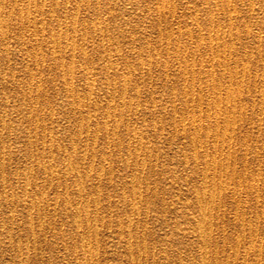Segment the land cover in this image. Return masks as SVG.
Here are the masks:
<instances>
[{"label":"rangeland","instance_id":"obj_1","mask_svg":"<svg viewBox=\"0 0 264 264\" xmlns=\"http://www.w3.org/2000/svg\"><path fill=\"white\" fill-rule=\"evenodd\" d=\"M6 1H8L7 4L10 2L9 0H5V2ZM47 1L50 2V0H47ZM47 1L43 6L44 9H48V8L50 9V7L47 8V6H49L48 5L49 2H47ZM60 1L61 0H58V3H59L58 4V10H57V7H55V10H57L56 12H59V13L55 12L56 13L55 15L58 16V19L60 21L59 29L63 31V28H64V31L66 33L63 32V35L65 33V36H66L65 38H68L69 40L71 39L70 41L73 43L74 46H73V48H72V46L64 47L65 49L63 48V51H61L60 53H58V52L57 53L63 57L64 64H65L64 67H67L69 64L71 65V63H68V62H72V67L74 69L72 79H73V81H75L74 83L76 85V88H75L76 91L77 92L79 91L81 94H82V92L83 93L85 92L83 90V88H84L83 85L85 83V75L82 74L83 67H87V66L91 67L90 69H92V71L94 73L92 75V77L94 78L93 89L95 90V92L93 90L92 100L94 98H96V96H98L97 99H99V100L96 99V101L100 102V107L98 108V110L95 111L94 116L92 117V120L90 121L89 130H88L89 135L86 133L87 135L85 137V133L83 132L82 137L77 139V141H76V150H75L76 151L75 154H77V152H78L77 156L80 155V152H83L84 150L92 149L94 151L92 158L90 160L85 159V163H86V161L90 162L92 164L91 166H92L93 172H96V174H99V177H100V178L99 177L96 178V177L92 176V178H88V179H91V180H89V182L86 181V187L87 188L90 187V184L93 185L94 187L98 186L96 189L99 191V193L95 195V192L93 190L91 193H94V194H90V197H92L93 195L96 196V203H97L96 207L98 209H97V211H94L95 206L93 207V204H91L90 212L88 215L89 216V223L94 225V227H95L94 229H96V230H94L95 232H92L89 236H87L86 239L89 238L88 240H90L91 246L94 249V250L93 249L92 250L95 253L93 252L91 257H87L85 259V262H88V264H92V263L93 264H132L131 261L129 260V258L127 257V245L125 243V240L121 235H119L117 229H122L124 226V223H126V215L124 213V208H123V203H122L123 201H122V197H121L122 194L120 192V189L121 190L126 189V191H128L127 190L128 187L126 188V186H128V184H129L128 182L131 179L130 177L135 175L138 178H140V180H141V184L139 185L141 188L140 187L138 188V190L140 192V200L137 204L139 213H138V215L136 214L139 220L135 219V218H137L136 215L133 216L134 217L133 221L136 222V223H134L136 225H134L135 227L133 226L132 229H133V232H137L136 234H138L139 239L138 240H135V239L132 240L131 249L134 252H136L137 250H140V251L146 250L147 253H149L148 257H147L148 258L147 261L146 262L143 261L144 264H148V262H150L149 264H157V263L158 264H162V263H164V264H170V263L171 264H174V263H176V264H180V263L181 264H196V261L198 259V255H199V251H198L199 247L198 246H199L200 242L197 239V237L191 231V228L195 225V221L193 218V216H194L193 210L194 209L186 207L185 204L182 203V201H184L183 198L185 196H188L190 193L189 185L186 183V181L187 180L189 181L190 179H196V177H193L194 173L192 172L191 166L189 167V165H185L182 162L185 154L188 156L191 154L190 150L187 148L188 144H189V142H188L189 138L187 137V133H186L187 130H185V133H182V129L179 128V127H181V125L179 123L180 122L179 119L185 113L184 110H186V105L184 104V101L182 99L184 98L183 95H184L185 91H189L191 89V87H194L197 89L199 86H205L206 85L205 82H211L209 79H213V78L216 79L217 78L218 80L221 79L224 81V79H222V76H223L222 74L224 73V75H226V71L231 67L234 68V65H235V68L238 70V75L235 77L234 81H237L238 84L242 81V83H240V86H241L240 88L241 89L243 88V89H242V93L240 94V97H239L240 99L237 98V100H236V107H235V112H234V115L236 118L234 120V124H233V122L230 124V126L232 124H233L232 126H234V127H231L232 128L231 134H233L232 138H231L232 144L231 143L229 144L230 145V148H228L229 151L226 150V148L225 149L223 148L225 151L220 150V148L216 149L215 151H214L213 147L208 148V153L210 154V152H211V154L209 156L218 155L219 157L221 156L223 159L225 157L226 161L228 160V162L226 163V166H225L226 169H225V167L222 168L225 172L222 169L220 171L223 175V178L225 179V183L229 182L226 185L227 191L224 192L225 189L222 190L223 200H224L223 207L221 206L220 210H218L217 213H215L217 215H215V214L213 215L214 216L213 221H212L213 223H212L211 227L209 228V229H211V233H212L211 234L212 235V242L209 243L208 249L217 246L219 251L221 249L226 251L225 250L226 248L228 251L230 246H232L233 243H236V240L238 238H240L242 241L246 242V240L248 241V239H249L248 237H249L250 233H253L254 236H255V234L257 235L255 237V242H254L255 246L253 248L251 247V248L247 249V251H245V250H243L244 248L242 246H239L238 251L235 255H233L232 252H230V251H228L229 252L228 255H223V253H221V254H219L220 255V259H219L220 263L219 264H240L241 260H243V262H244L245 259H246V261H245L246 264H255V263L264 264V262H263L264 261V250H263L264 249V231H263L264 230V222H263L264 221L263 220L264 207L262 210H260L261 207L255 206L257 204V200L262 201V203H264V152H263L264 151V139H263V137H264L263 136L264 135V0H231L232 2L230 0H224V1L222 0V2L219 0V4H218V0H213V1H215L214 3H212L213 2L212 0H205L206 2H204V0H168V1L167 0H89V1L88 0H74L76 2H74L73 0H71L72 2H70V0H65L66 2L64 0H62L61 2ZM159 1H161V4ZM226 1H227V3H226ZM208 2H210V5L212 4L211 7H210ZM220 2H221V4H220ZM60 3H62V4H60ZM63 3H65L66 5L64 6ZM74 3H75V5H74ZM224 3H226V4H224ZM231 3L233 5H229ZM4 4H6V3H4ZM11 4L14 7L29 5L30 9L31 8L34 9L33 3L31 2V0H30V3H28V1H26V3H25V2H21L19 0L15 3L13 1V2H11ZM213 4L214 5L216 4L217 6L215 5L216 6L215 7V6H213ZM76 5L78 6V8ZM225 5H227V6L229 5L228 6L229 8ZM249 5L250 6L252 5V6L250 7ZM73 6H75V7H73ZM173 6H175V7L173 8ZM230 6L233 7L232 10H231ZM61 7H64V8L62 9ZM156 7H157V9H156ZM170 7H172L173 10ZM186 8H187V10H186ZM209 8H212V10H209ZM75 10L78 12H76ZM161 10H163L164 12L161 13L162 12ZM72 11H73L72 14H74V15H72V14L69 15V13H71ZM155 11L158 13V15L156 14ZM209 11H211V12H209ZM212 11L214 12V14L212 13ZM44 13L39 14L38 16L35 15V19H37L40 24L42 22V19H44L43 22L45 25H46V23L47 24L48 23H50V24L56 23L55 17H54V20H49L47 18L48 17L47 14L45 13L46 14L45 15ZM179 13H181V14H179ZM188 13H189L190 17L187 16ZM192 13H193V17L191 18ZM208 13H209V15H208ZM155 14H156V16H155ZM161 14H162V16H161ZM226 14H230V16L226 15ZM44 15L46 18L44 17ZM68 15L70 16V18L68 17ZM71 16L73 19L71 18ZM157 16H158V18H157ZM170 16L173 19H171ZM37 17L41 18V19H38ZM64 17L67 20L64 19ZM226 17H228V18H226ZM193 18H194V20H193ZM46 19H47V21H46ZM69 19H70V22H69ZM153 20H156V21H153ZM201 20H203V21H201ZM215 20H217L216 24H215ZM18 22L19 21L16 18L9 19V25L10 26L7 28L8 29L7 31L9 32V34H11L13 32V30L17 29L16 27L18 25ZM169 22H171V23H169ZM203 22H204V24H203ZM65 25H66V28H65ZM104 25H105V27H104ZM73 26L76 27L75 30H73ZM95 26H96V32H93L92 30H93V27H95ZM169 26L172 27V28L170 27L172 30H170ZM174 26L176 29L174 28ZM208 26H210V27H208ZM77 27H79V28H77ZM98 27L100 28V30L102 32L99 31ZM204 27H206V29H204ZM105 28L107 30H105ZM138 28H140V29H138ZM229 28H231V30ZM83 29H85L84 32H82ZM165 29L168 32L170 31L168 38L166 36V33L164 35ZM186 30H187V32H186ZM189 31H190L191 35L188 34ZM71 32H72V34H71ZM200 32H202V33H200ZM186 33H187V35H186ZM208 33H210V34L208 35ZM228 34H230V35H228ZM99 35H101L102 40H100ZM221 35H222L223 41H222ZM11 36L12 35H10L8 38L5 39L6 44H7L5 47L7 50V54H5L4 51H2V48L0 47V57H2V60L0 61V77H1L0 78V87H1L0 88V100H1V98L4 99L5 96H7L5 98L6 101H5V99L3 101L2 100L0 101V107L2 105V107L0 108V114H1L0 116L2 117V115H3V117L0 118V120L4 119L6 121V123L12 124V125L7 124V125H5V127L3 126L2 130H0V140L4 141L5 145H6V147L4 149H2V147L0 148V153H1L0 157H3L7 161L6 164L9 165V163H10L9 166L6 165V173L7 174L5 173V178L1 177L2 175L0 172V189H1L0 190V194H1V197H0V218H1V221H3L2 218L6 219L7 218L6 216H9V214H11L12 216L11 215L10 216L13 218L14 223L10 227L5 226V225L0 226V229H3V230H0V241H1V245H2L0 247V264H20V263L16 262V260L14 259V256L16 254H18L19 252H21L20 254L22 256V264H59L58 259L60 257L64 256L65 253H67L66 250L71 249L75 246V243L73 242V239H72L73 234H74V230H73L74 226L71 223V221H72L71 217L66 216V212L64 210V207H62V205H61V195L63 194L64 189L61 187H57V189L53 187L56 185L55 183L57 182V179H53L52 183L49 184L48 180L44 176H42V174L36 173L37 170H36V166H35L34 162H29V163L25 162V158H27V155L29 152L27 150L28 148H26V146L23 143V140L25 139V132L23 131L24 130L23 127L28 126L27 121H26V113L25 112H27V110L29 108H28V105H26L28 100L25 99L26 97L25 98L21 97L22 95L20 94V85L28 77V76L24 77L25 75H27V73L23 70L24 69L23 66L25 63L29 64V66L32 68L33 74L36 75V76L34 75L35 79L37 80V82H40V88L38 91V95H36V93L34 94V92H32V95L34 94L35 96H39V97H42L41 95H43V97H44V99L39 100L40 102L39 101H38V103L36 102V106H35L36 110L35 111L38 112V115L40 114L39 115L40 118L42 115V117H45V119H47V117L50 116L56 120V124H55V120H54L53 125L49 129V131H51L54 138H56L57 141L62 143V144L68 143V141H70L73 138V135H74L73 132L75 131V128H77V126L74 125L73 116L66 118V116L64 115L65 114L64 112L68 109V102L70 99L69 96L65 95L63 91H60V93L55 92L56 90L61 89L62 85H63V83L61 81L63 73H61L62 71L58 67V64L55 63L56 62V60H54V54L55 53H52V52L44 49L43 57H44V59H46V57H48V61L45 60L42 63H40L42 65H40V64L36 65V66L32 65L30 60L27 58V56L25 57V55H23V59L21 58V55L19 53L21 52L20 47H22V45H21L22 43L20 44L18 41H16ZM201 36H202V38H201ZM106 37H108V38H106ZM61 38H64V37L61 36ZM234 38H235V40H234ZM257 38L259 41L257 40ZM167 39H168V42L166 43ZM238 39H239V41L237 43ZM32 40H34L32 42H36V41L42 42V43L44 42L42 39L40 40L39 38L37 40H35L34 37L32 38ZM73 40H74V42H73ZM106 40H108V41H106ZM210 40H213V42L211 43ZM202 41H203V43H202ZM216 41H218V42L215 44ZM220 41H222V42H220ZM131 42H133V43H131ZM175 42H176V44H175ZM183 42H184V45H183ZM229 42H231V44H232L231 45L232 46L231 52L233 53V55H232V53H231V55H228V56H230V58L227 56V58L229 59L227 64H226L227 66L226 65L222 66L223 67V69H222L221 66H219L218 64L215 63V60L213 59L212 55L216 56V54L219 52L216 49L221 48V46L227 47L228 44L230 45ZM195 43L197 46L195 45ZM113 44H115V45H113ZM224 44H226V45H224ZM116 45H118V47ZM175 45H177L178 47H175ZM211 45L213 47L211 48V50H209ZM217 45H219V47H217ZM4 46H5V44H4ZM79 47H81V48L79 49ZM113 47H115V48H113ZM116 47H117V49H116ZM184 47H186V48H184ZM204 47H205V49H204ZM102 48H103V50H101ZM118 48H120V49L118 50ZM72 49H73V51H72ZM114 49H116V50H114ZM152 49L154 52L152 51ZM99 50H100V52H99ZM107 50H108V53H110L109 54L110 56L108 55ZM102 51H103V53H102ZM202 51H204V52H202ZM215 52H216V54H215ZM257 52L260 55H258ZM147 53L149 56L147 55ZM198 53H199V55H198ZM76 54H77V56H76ZM152 54H153V56H152ZM175 54H176V56H175ZM218 54H220V52ZM243 54H245V56ZM107 55L116 64L113 68H109L106 70L104 68V63H106V61L108 59ZM154 55H156V56H154ZM103 56H104V58H103ZM139 56L142 59V61L140 58H138ZM191 56L193 59L191 58ZM232 56L233 57L236 56V57L233 59ZM6 57H8V58L10 57L9 63L6 62V60H4ZM114 57H116V58H114ZM148 57L149 58L151 57V58L149 59ZM207 57H209V59H207ZM248 57H250V58H248ZM70 58H73V59L70 60ZM227 58H226V60H227ZM239 58H240V60H239ZM51 59H53V61ZM147 59H148V62H147ZM191 59H192V61H194V63L191 61ZM24 61H25V63H24ZM120 61H121V63H120ZM154 61L156 64L154 63ZM163 61H165L164 63L166 65H164ZM240 61H242V63H240ZM246 61H247V63H246ZM139 62L141 63L142 66H140ZM179 62H180V64H178ZM209 62H210V64L212 62V64L210 65ZM9 64H11V65H9ZM203 64H204V66H203ZM206 64H208V65H206ZM8 66H11V67H8ZM99 66H100V69H99ZM185 66H186V68H185ZM207 66L208 67L210 66V67L207 68ZM246 66H247V68H246ZM139 67H141V69H139ZM181 67H183V68L181 69ZM241 67H242V69H241ZM93 68H94V70H93ZM21 69H22V72H21ZM164 69L167 71H164ZM203 69H204V72H202ZM240 69H241V71H240ZM121 70H122V73H121ZM219 70H220V72H219ZM243 70H244V72H243ZM132 71H134V72H132ZM183 72H185L186 74ZM191 72L193 73L192 75H191ZM240 72H242V74H240ZM252 72L256 76H254ZM58 73H59V76H58ZM163 73H164V75H163ZM182 73L184 75L183 77H182ZM219 74H221L222 76ZM121 75L127 76V82H126L125 86L123 84H121L122 83V81H121L122 76ZM239 75H240L241 79L239 78ZM190 76H191V78H190ZM246 76H247V79H246ZM253 76H254V78H253ZM20 77H22V79ZM36 77H38V78H36ZM111 77H113L114 79L113 78L111 79ZM185 78H187V79H185ZM204 78H206V79H204ZM238 78L241 81H239ZM38 79H39V81H38ZM96 79H98V80H96ZM109 79H111L113 81L115 80L114 83H115L116 87H114V88H116L115 89L116 94L114 93V91L111 90L113 93V94L112 93L111 94L113 95L114 99L112 98L113 101L110 100V102H106L109 100V96H108L109 95V88L106 89L107 88L106 83H107V80H109ZM182 79H183V81H182ZM22 80H23V82H22ZM132 80H133V82H132ZM184 80H186V81H184ZM234 81H232V82H234ZM102 82H104V84H102ZM225 83L229 84V81H225ZM79 84L82 86H80ZM54 85H55V88H53ZM97 86L99 88H97ZM136 86H137L138 90L135 91V89H137ZM120 87L121 88L124 87V89H126V90H124L125 92L123 95H121L119 92ZM259 87H261L262 89L259 90ZM204 88L205 87H203V89L201 91H198V94H197V91L194 94L195 97H197V95L202 96L201 110L203 112H205V110H206V108L205 109L203 108L206 106L205 101L208 100V98L212 96V91L207 89V88H205V89ZM81 89H82V91H81ZM96 89H99L100 91L98 90L96 92ZM171 89H173V90H171ZM206 89H207V91H206ZM43 90H44V92H43ZM52 90L54 91V93ZM104 90L105 91L108 90V91L105 93ZM183 90H185V91L183 92ZM172 91H173V93H172ZM94 93H96V95ZM221 95H224V94L221 93ZM102 96H105V97H102ZM122 96H123L125 104H126L125 107H127L128 105L130 106L129 111L122 113L121 114L122 117L118 114V111H116V110H115L116 111L115 114L117 113V115L111 114L110 116H107L110 113V112H108V110L112 111V109H114V107H115V109H118V107H120V104L122 103L121 102ZM134 96H136L137 98ZM101 97L103 100L100 99ZM104 98L106 100H104ZM128 98L131 102L130 101L127 102ZM88 100L89 99H85V104L83 105V107H84L83 110L84 109L85 110H84V112L80 111V113H85V111L87 109L86 103H88L87 102ZM181 101H183V102H181ZM242 101H244V102H242ZM106 104H110L109 105L110 108ZM189 104H192L191 107L198 111V108L195 107V105L191 99L188 102V105ZM237 104L239 106H237ZM171 105H172V107H171ZM184 105H185V107H184ZM18 106H20V107L18 108ZM49 106L51 107V109ZM22 107L24 108L23 110H22ZM47 107L51 111L47 110ZM125 107H124V110L126 111L127 109ZM133 107H134V109H133ZM188 107H190V106H188ZM2 108L6 110L5 116L2 113V110H3ZM44 108L46 109V111L43 110ZM52 108H53V110H52ZM179 108L182 110V112ZM257 108H258V111H257ZM237 110H239L238 113H237ZM11 111H13V112H11ZM40 111H42V112H40ZM197 111H196V115H198V113H199V111L198 112ZM257 113H258V115H257ZM78 114H79V111H77L76 115H78ZM125 114H128V115H126V117H125ZM57 115H58V117H57ZM239 115H241V117ZM127 116H129V117H127ZM187 116H189V115H186V117ZM259 116H262V117H260L261 120H260ZM257 117L259 118V120ZM124 118H127V119L129 118L128 119L129 121L127 119H124ZM104 119L108 120V123L110 122L109 123L110 126H108V124H107V127L111 128L112 125L115 126V132L113 134H110V136H112V138L114 137V138H116V140L118 139L122 142V145L119 148L116 146L109 145L107 143V137L104 135L102 130L97 131L96 132L97 136L95 135L93 137V139L91 138L90 131L93 130L92 128L97 127L98 129H100V128L103 129L102 126H104V121H105ZM132 119H133V122H132ZM146 119H148V120H146ZM204 119L205 118H203L201 120L202 124L207 123V121ZM114 120H117V121H114ZM95 121H96V123H95ZM187 121L188 120L185 118L186 123H187ZM256 121H258V122H256ZM131 122H132V124H131ZM258 123H260V125ZM29 125H32V124L30 123ZM126 125H127V128H126ZM159 125H161V127ZM257 125H258V127H257ZM262 125H263V127H262ZM8 127H9V129H8ZM116 127H118V128H116ZM250 127H251V129H250ZM256 127H257V131H256ZM72 128H73V130H70ZM127 129L129 130V133H131L130 131L135 130V131H139V133H141V135H142V138L140 141L142 143V146L144 145L145 147L141 146L140 150H138L139 148L135 149L136 153L139 156V165H138V163H137V165H135L134 164L135 162L132 159V157H130L128 155L130 152L132 154L135 153L134 152L135 151L134 150L135 145L133 146V143H134L133 139L131 140L129 138V140L126 141V137L128 136V134L126 135V133L128 131ZM178 129H179V131H178ZM161 133H163V134H161ZM8 135H9V137H8ZM19 136H20V138H19ZM233 136H234V138H233ZM117 137H119V138H117ZM8 138H10V139H8ZM208 138L211 139V137H208ZM254 142H255V144H254ZM233 143H234V146H232ZM243 143L245 144L246 147L244 146ZM259 146H260V148H259ZM7 147H10L9 153H8V149H6ZM154 147H155V149H154ZM255 148H256V150H255ZM118 149H119V151H118ZM232 149H234V150L232 151ZM142 151H143V153H142ZM243 151L245 152V154ZM226 152L229 154L230 158L228 157V154L226 155ZM68 153L69 152H66L64 149L62 151H57L55 149L52 152L51 156L49 157L50 163H52L54 165V169H56V171L59 172L61 180H63V178H62L63 175L61 174L62 169L60 166L61 164L58 163V158L60 159L64 156H67ZM232 153H235V154H233L234 156L231 155ZM254 153L256 156L254 155ZM10 154L11 155H18V158L17 159L12 158V159L8 160L7 158ZM224 154H225V156H224ZM22 156H24V157H22ZM125 157H128L129 162L127 161V163H125L126 162ZM232 157H233V160L231 159ZM102 158H104V159H102ZM140 158H141V160L144 159V163L142 165L140 164L141 163ZM242 158H244L246 160H244ZM231 160L234 161V163H232ZM239 160H240V162H239ZM92 161H93V163H92ZM153 163H154V165H153ZM180 163H182V164H180ZM101 165H102V167H101ZM30 166H32V167H30ZM86 167H87V163H86ZM86 167L81 166L82 170L86 169ZM133 167H134V169H137V170L135 171L133 169ZM232 167H233V169H232ZM23 168L30 175L29 177L32 179L31 181H34V179H35V182L37 183L35 185L36 187H38L40 190H43L44 192H47L48 198H50L51 200H53V198H55L57 200L58 204L56 203L55 208L52 207V209H50L48 212L47 211L44 213L41 212V213H39V216L36 213L35 209H32L31 210L32 216H31V218H29V216L26 214L27 213L26 210H28L27 208H25V207L22 208V207H18V206H16L15 208H12V207L9 208V206L4 202L3 195H2V194H4L3 190H2L3 182H5V184H6L5 192H7L8 194L11 192L9 194V198L12 197V193H14L13 195L19 194V193L21 194V192H20L21 188H19V187H22V184H23L22 178L19 176L11 177L8 175V173H9L10 169L11 170H13V169L20 170L21 169L20 171H25ZM258 169H260L261 179L258 180V182H257V180L253 181L254 187L255 186H257V187L255 189H254V187L253 188H249L247 186L245 187L244 185H246L247 182L252 181V180H250V174L255 173L256 171L259 172ZM230 170L233 171L232 176H230L232 173ZM29 171H30V173H29ZM227 171H228V174H227ZM132 172H133V174H132ZM33 173H35L34 176H33ZM243 175H245V176H243ZM70 176L66 177V179L68 181V187L65 189V191L67 193H70L72 190V186H71L72 182L70 180ZM106 176H108V178ZM237 176H238L239 180L237 179ZM110 179H112V180H110ZM143 179H145V180H143ZM227 179H228V181H226ZM14 180H16V181L14 182ZM153 180H154V182H153ZM244 180H246V183H244ZM145 182H146V184H145ZM232 183H233V185H232ZM238 183L243 184L244 188H242L240 190L236 189L237 187L235 185H238ZM33 188L34 189L32 190V192H30L31 194L36 191V188L35 187H33ZM234 189L236 191H235V193L232 194L231 192ZM7 190L10 192H8ZM256 190H257L259 195L256 194V192H255ZM237 194H238V196H237ZM55 195H57V197ZM256 196H257V198H256ZM254 197H255V200H254ZM107 198L109 200H107ZM127 198H129V196H127ZM177 199H180V201H178ZM237 200H239V203H240L238 210H236V207H235V205H236L235 201H237ZM108 204L110 206L109 208H108ZM92 209H93V211H92ZM107 212H108V214H107ZM143 212H145V213H143ZM220 212H222L223 214ZM238 213L241 214V216H243V214H244V216L242 217L243 219L241 218V216L238 215ZM2 214H4V215H2ZM3 216H5V217H3ZM52 216H54V217L52 218ZM229 218H230V220H229ZM82 219H85V215H82ZM240 219H242V220H240ZM42 221H44V222L42 223ZM246 221H248V222H246ZM47 222H49V224ZM107 222L110 224V226ZM215 222L217 223L216 226H215ZM30 223H32L34 229H37L35 234L27 233L24 230V229H28L27 226ZM3 224H4V222H3ZM24 224H25V226H24ZM39 224H41V225L39 226ZM60 225L62 228L60 227ZM220 226L222 227V229ZM248 226L252 230V232H250V229L248 228ZM5 227H7V228H5ZM234 227H235V229H234ZM83 228H86L85 223L84 224L82 223V225L80 226L79 229H83ZM5 229H12V231H11L12 232V239L14 240L13 244L9 242L10 241L9 237H6L7 234H6ZM59 229H60V231H59ZM74 229H78V228H74ZM253 229L256 231V233ZM38 231H40V232H38ZM228 231H230V232H228ZM259 231H260V233H259ZM219 233H220V235H219ZM260 237H261V240L259 242ZM41 238L44 240H42ZM156 238L159 240H156ZM32 239L34 240V242ZM63 240L65 243H63ZM19 241L21 242V245H22V249L20 251H18L14 245L15 243H17ZM31 242H32V244H31ZM257 242H259L258 245H257ZM214 243L216 246H212V245H214ZM227 244L229 247L227 246ZM234 245H236V244H233V246ZM95 246H97V247H95ZM257 247H259V249ZM191 248H195V249H191ZM242 250L244 251V253L242 252ZM26 251L29 253H27ZM34 251H35V253H34ZM78 251H79V249H78ZM96 251H97V253H96ZM78 253H79L78 256H80L81 252L79 251ZM152 253H153V256H152ZM95 254L97 257L95 256ZM164 254H166V255H164ZM178 254L180 255V257ZM212 254L213 253H210L208 256H209V258L214 259ZM240 254L241 255L244 254L246 256H244V255L240 256ZM191 256H192V258H191ZM65 257H66V260L69 262V264H82L84 262V260L82 258L80 261V257H79V259H76V256L74 257L72 254H69V256L65 255ZM142 257L144 258L145 256H142ZM242 257H243V259H240ZM8 258L10 259L9 260L10 262L8 261ZM117 258H118V260H117ZM178 258H179V260H178ZM225 258H226V260H225ZM258 258H260L259 259L260 261H258ZM253 259H254V262H253ZM151 261L153 263H151Z\"/></svg>","mask_w":264,"mask_h":264},{"label":"bare ground","instance_id":"obj_2","mask_svg":"<svg viewBox=\"0 0 264 264\" xmlns=\"http://www.w3.org/2000/svg\"><path fill=\"white\" fill-rule=\"evenodd\" d=\"M10 2L7 4V2L8 1H6L5 2V0H0V47L2 48V51H4V53L5 54H7V50H6V41H5V39L6 38H8L10 35H12L11 37H13L16 41H18L21 45H22V47H20V50H21V52L19 53L20 55H21V58L23 59V55H25V57L27 56V58L30 60V62H31V64L32 65H39L40 63H42L43 61H45V60H47L48 61V57H46V59H44V57H43V51H44V49L45 50H48V51H50V52H52V53H55L54 54V60H56V64H58V67L60 68V70L62 71L61 73H63L62 74V83H63V85H62V88L61 89H59V90H56L55 92H57V93H60V91H63L64 92V94L65 95H68L69 96V102H68V109L64 112L65 114V116H66V118H68V117H72L73 116V120H74V125L75 126H77V128H75V131L73 132L74 133V135H73V138L70 140V141H68V143H60V142H58L57 141V139L56 138H54V136L52 135V133H51V131H49V129H50V127L53 125V123H54V120L55 119H53L52 117H47V119H45V117H42V115H41V118L39 117V115H38V112L37 111H35L36 109H35V106H36V102L38 103V101L39 100H42V99H44V97H43V95H41L42 97H39V96H35L34 94L36 93V95H38V91H39V88H40V82H37V80L35 79V77H34V75L35 74H33V71H32V68L29 66V64L28 63H25V61H24V66H23V70L27 73V75H25L24 77H26V76H28L27 77V79L23 82V80H22V84L20 85V94L22 95L21 97H23V98H25V99H27L28 100V102L26 103V105H28V110H27V112H25L26 113V121H27V125L28 126H25V127H23L24 128V132H25V139L23 140V143H24V145L26 146V148H28L27 150H28V155H27V158H25V162H34L35 163V166H36V170H37V172L36 173H40V174H42V176H44L47 180H48V183L49 184H51L52 183V181H53V179H57V182L55 183L56 185L55 186H53L54 188H56L57 189V187H61V188H63L64 189V192H63V194L61 195V205H62V207H64V210H65V212H66V216H68V217H71V219H72V221H71V223H72V225L74 226V228H78V229H74L73 228V230H74V234H73V237H72V239H73V242L75 243V246L73 247V248H71V249H68V250H66V252L68 253H65V255H68L69 256V254H72L74 257L76 256V259H79V257H80V261H81V258L84 260V262L82 263V264H88V262H85V259L87 258V257H91L92 256V253L94 252L93 250V247L91 246V243H90V240H88V239H86L87 238V236H89L92 232H95L94 230H96V229H94L95 227H94V225H92V224H90L89 223V212H90V206H91V204H93V207L95 206V209H94V211H97V207H96V194H98L99 193V191L96 189L98 186H96V187H94L93 185H91L90 184V187L89 188H87L86 187V181H88L89 182V180H91V179H88V178H92V176H94V177H99V174H96V172H93V170H92V164L90 163V162H87L86 161V163H87V167H86V163H85V159L86 160H90L91 158H92V156H93V154H94V151L92 150V149H89V150H82L83 152H80V155H78L77 156V154H78V152H77V154H75V150H76V141H77V139H79V138H81L82 137V134H83V132L85 133V137H86V135L88 134L89 135V133H88V130H89V125H90V121L92 120V117L94 116V113H95V111L96 110H98V108L100 107V102H98V101H96V99L98 98V96H96V98H94L93 100H92V94H93V84H94V78L92 77V75L94 74L93 73V71H92V69H90L91 67H83V70H82V74L83 75H85V83H84V88H83V90L85 91L84 93L82 92V94L78 91H76V85H75V81H73V79H72V77H73V73H74V69H73V67H72V62H68V63H71V65L69 64L67 67H64L65 66V64H64V59H63V57L60 55V54H58V53H60L61 51H63V48L64 47H70V46H72V48H73V43L68 39V38H65L66 36H65V31H64V28H63V31L62 30H60L59 29V26H60V21H59V19H58V16L57 15H55L56 13H59V12H56L57 10H58V0H50V2L49 1H47V0H31V2L33 3V7H34V9L33 8H29V5H25V6H17V7H14V6H12V4H11V2H13L14 1V3L15 2H17V1H19V0H9ZM21 2H25L26 3V1H28V3H30V0H20ZM46 1L47 2H49V6H47V8L48 7H50V9L48 8V9H44V4L46 3ZM62 1V0H61ZM60 1V2H61ZM65 1V0H64ZM74 1V0H73ZM89 1V0H88ZM168 1V0H167ZM166 1V2H167ZM213 1V0H212ZM221 2H222V0H220ZM224 1V0H223ZM231 1V0H230ZM66 2V1H65ZM70 2H72L71 0H70ZM74 2H76V1H74ZM81 2V1H80ZM84 2V1H83ZM160 2V4H161V1H159ZM203 2V1H202ZM204 2H206L205 0H204ZM215 1H213L212 3H214ZM221 2H220V4H221ZM232 2V1H231ZM4 3H6V4H4ZM85 3V2H84ZM163 3V2H162ZM209 3V5H210V2H208ZM226 3H227V1H226ZM226 3H224V4H226ZM250 3V2H249ZM60 4H62V3H60ZM64 4V6L66 5L65 3H63ZM92 4V3H91ZM206 4V3H205ZM218 4H219V0H218ZM70 5V4H69ZM74 5H75V3H74ZM189 5V4H188ZM207 5V4H206ZM212 5V4H211ZM211 5H210V7H211ZM216 5V4H215ZM214 4H213V6H215ZM229 5H233L232 3L231 4H229ZM228 5V6H229ZM77 6V5H76ZM88 6V5H87ZM161 6V5H160ZM192 6V5H191ZM217 6V5H216ZM215 6V7H216ZM220 6V5H219ZM225 6H227V5H225ZM224 6V7H225ZM227 6V7H228ZM250 6V5H249ZM252 6V5H251ZM250 6V7H251ZM55 7H57V10H55ZM73 7H75V6H73ZM175 6H173V8H174ZM209 7V6H208ZM222 7V6H221ZM220 7V8H221ZM235 7V6H234ZM62 9L64 8V7H61ZM68 8V7H67ZM66 8V9H67ZM77 8H78V6H77ZM162 8V7H161ZM160 8V9H161ZM170 8H172V7H170ZM173 8H172V10H173ZM185 8V7H184ZM189 8V7H188ZM192 8V7H191ZM197 8V7H196ZM223 8V7H222ZM229 8V7H228ZM230 8H231V10H232V8L233 7H231L230 6ZM248 8V7H247ZM253 8V7H252ZM60 9V8H59ZM65 9V10H66ZM156 9H157V7H156ZM190 9V8H189ZM188 9V10H189ZM194 9V8H193ZM227 9V8H226ZM64 10V11H65ZM169 10V9H168ZM177 10V9H176ZM175 10V11H176ZM185 10V9H184ZM186 10H187V8H186ZM191 10V9H190ZM195 10V9H194ZM209 10H212V8H209ZM216 10V9H215ZM61 11V10H60ZM74 11V10H73ZM73 11L71 12V13H69V15H71L72 13H73ZM76 11V10H75ZM159 11V10H158ZM162 12L161 13H163L164 11L163 10H161ZM170 11V10H169ZM208 11V10H207ZM46 13L47 14V18L49 19V20H54V17H55V21H56V23H46V25L44 24V19H42V22H41V24L39 23V21L37 20V19H35V15H39V14H43V13ZM56 12V13H55ZM76 12H78V11H76ZM96 12V11H95ZM156 12V11H155ZM166 12V11H165ZM171 12V11H170ZM174 12V11H173ZM179 12V11H178ZM188 12V11H187ZM209 12H211V11H209ZM229 12V11H228ZM44 13V14H45ZM177 13V12H176ZM197 13V12H196ZM212 13L214 14V12L212 11ZM256 13V12H255ZM45 14V15H46ZM77 14V13H76ZM156 14L158 15V13L156 12ZM156 14H155V16H156ZM169 14V13H168ZM171 14V13H170ZM179 14H181V13H179ZM178 14V15H179ZM195 14V13H194ZM212 14V15H213ZM45 15H44V17H45ZM68 15V17L70 18V16ZM72 15H74V14H72ZM208 15H209V13H208ZM226 15H229L230 16V14H226ZM161 16H162V14H161ZM180 16V15H179ZM187 16H189V13L187 14ZM195 16V15H194ZM232 16V15H231ZM42 17V16H41ZM76 17V16H75ZM74 17V18H75ZM190 17V16H189ZM193 17V13H192V16H191V18ZM11 18H16V19H18V25H17V29L16 30H13V32L11 33V34H9V32L7 31L8 29V27L10 26L9 25V19H11ZM38 18V17H37ZM46 18V17H45ZM71 18H72V16H71ZM157 18H158V16H157ZM156 18V19H157ZM170 18L171 19H173L171 16H170ZM195 18V17H194ZM194 18H193V20H194ZM214 18V17H213ZM226 18H228V17H226ZM38 19H41V18H38ZM62 19V18H61ZM64 19H66L65 17H64ZM73 19V18H72ZM76 19V18H75ZM209 19V18H208ZM63 20V19H62ZM67 20V19H66ZM159 20V19H158ZM157 20V21H158ZM196 20V19H195ZM214 20V19H213ZM228 20V19H227ZM46 21H47V19H46ZM74 21V20H73ZM72 21V22H73ZM93 21V20H92ZM91 21V22H92ZM153 21H156V20H153ZM175 21V20H174ZM178 21V20H177ZM197 21V20H196ZM195 21V22H196ZM201 21H203V20H201ZM209 21V20H208ZM207 21V22H208ZM54 22V21H53ZM63 22V21H62ZM69 22H70V19H69ZM90 22V23H91ZM191 22V21H190ZM198 22V21H197ZM210 22V21H209ZM216 22H217V20H215V24H216ZM85 23V22H84ZM106 23V22H105ZM104 23V24H105ZM169 23H171V22H169ZM54 24V25H53ZM76 24V23H75ZM79 24V23H78ZM88 24V23H87ZM107 24V23H106ZM177 24V23H176ZM198 24V23H197ZM196 24V25H197ZM203 24H204V22H203ZM208 24V23H207ZM62 25V24H61ZM64 25V24H63ZM84 25V24H83ZM71 26V25H70ZM85 26V25H84ZM83 26V27H84ZM92 26V25H91ZM178 26V25H177ZM176 26V27H177ZM188 26V25H187ZM198 26V25H197ZM215 26V25H214ZM104 27H105V25H104ZM171 26H169V28H170ZM183 27V26H182ZM208 27H210V26H208ZM65 28H66V25H65ZM77 28H79V27H77ZM88 28V27H87ZM91 28V27H90ZM121 28V27H120ZM168 28V29H169ZM172 28V27H171ZM170 28V30H172ZM174 28H175V26H174ZM76 29V27L75 26H73V30H75ZM98 29H99V31L100 32H102L101 30H100V28L98 27ZM138 29H140V28H138ZM176 29V28H175ZM190 29V28H189ZM204 29H206V27H204ZM219 29V28H218ZM230 30H231V28H229ZM79 30V29H78ZM84 30L85 29H83V31L82 32H84ZM88 30V29H87ZM105 30H107L106 28H105ZM178 30V29H177ZM188 30V29H187ZM187 30H186V32H187ZM209 30V29H208ZM215 30V29H214ZM236 30V29H235ZM93 32H96V26L95 27H93V30H92ZM63 32H65L64 33V35H63ZM86 32V31H85ZM91 32V31H90ZM99 32V33H100ZM170 32V31H169ZM169 32L168 31H166V29H165V32H164V35H165V33H166V36H167V38H168V36H169ZM172 32V31H171ZM203 32V31H202ZM202 32H200V33H202ZM206 32V31H205ZM238 32V31H237ZM241 32V31H240ZM81 33V32H80ZM223 33V32H222ZM239 33V32H238ZM249 33V32H248ZM247 33V34H248ZM71 34H72V32H71ZM188 34H190L191 35V33H190V31L188 32ZM198 34V33H197ZM210 33H208V35H209ZM160 35V34H159ZM176 35V34H175ZM179 35V34H178ZM186 35H187V33H186ZM189 35V36H190ZM195 35V34H194ZM203 35V34H202ZM228 35H230V34H228ZM237 35V34H236ZM61 36H63L64 38H61ZM100 36V40H102L101 39V35H99ZM165 36V37H166ZM172 36V35H171ZM188 36V37H189ZM200 36V35H199ZM244 36V35H243ZM34 37V39L35 40H37L38 38L41 40H43L44 42L42 43V42H32V41H34V40H32V38ZM160 37V36H159ZM216 37V36H215ZM73 38V37H72ZM106 38H108V37H106ZM201 38H202V36H201ZM207 38V37H206ZM217 38V37H216ZM221 38H222V35H221ZM64 39V40H63ZM164 39V38H163ZM190 39V38H189ZM232 39V38H231ZM230 39V40H231ZM109 40V39H108ZM108 40H106V41H108ZM123 40V39H122ZM166 40V39H165ZM216 40V39H215ZM228 40V39H227ZM234 40H235V38H234ZM257 40H258V38H257ZM76 41V40H75ZM136 41V40H135ZM194 41V40H193ZM208 41V40H207ZM211 41V43L213 42V40H210ZM222 41H223V38H222ZM222 41H220V42H222ZM238 41H239V39L237 40V43H238ZM259 41V40H258ZM5 42V43H4ZM17 42V43H18ZM73 42H74V40H73ZM101 42V41H100ZM110 42V41H109ZM124 42V41H123ZM168 42V39H167V41H166V43ZM195 42V41H194ZM209 42V41H208ZM218 41H216L215 42V44L217 43ZM228 42V41H227ZM257 42V41H256ZM102 43V42H101ZM100 43V44H101ZM127 43V42H126ZM131 43H133V42H131ZM202 43H203V41H202ZM225 43V42H224ZM230 43V45L228 44V46L227 47H222L221 45V48H219V49H216V50H218L219 52H220V54H216V52H215V54H216V56H214V55H212L213 56V59L215 60V63L216 64H218L219 66H225L226 64H227V62H228V58H227V56L228 55H231V51H232V44H231V42H229ZM233 43V42H232ZM259 43V42H258ZM4 44H5V46H4ZM72 44V45H71ZM76 44V43H75ZM82 44V43H81ZM108 44V43H107ZM145 44V43H144ZM148 44V43H147ZM173 44V43H172ZM175 44H176V42H175ZM188 44V43H187ZM99 45V44H98ZM113 45H115V44H113ZM183 45H184V42H183ZM182 45V46H183ZM192 45V44H191ZM195 45H196V43H195ZM209 45V44H208ZM223 45V44H222ZM224 45H226V44H224ZM82 46V45H81ZM103 46V45H102ZM101 46V47H102ZM109 46V45H108ZM107 46V47H108ZM117 47H118V45H116ZM147 46V45H146ZM181 46V47H182ZM193 46V45H192ZM197 46V45H196ZM204 46V45H203ZM45 47V48H44ZM117 47H116V49H117ZM175 47H178L177 45H175ZM174 47V48H175ZM213 46L211 45L210 46V48H209V50H211V48H212ZM217 47H219V45H217ZM216 47V48H217ZM235 47V46H234ZM233 47V48H234ZM17 48V47H16ZM19 48V47H18ZM81 47H79V49H80ZM83 48V47H82ZM95 48V47H94ZM113 48H115V47H113ZM183 48V47H182ZM184 48H186V47H184ZM239 48V47H238ZM65 49V48H64ZM107 49V48H106ZM116 49H114V50H116ZM120 48H118V50H119ZM155 49V48H154ZM204 49H205V47H204ZM215 49V48H214ZM236 49V48H235ZM234 49V50H235ZM101 50H103V48L101 49ZM176 50V49H175ZM181 50V49H180ZM184 50V49H183ZM182 50V51H183ZM215 50V51H216ZM259 50V49H258ZM257 50V51H258ZM67 51V50H66ZM72 51H73V49H72ZM152 51H153V49H152ZM156 51V50H155ZM177 51V50H176ZM197 51V50H196ZM260 51V50H259ZM58 52V53H57ZM99 52H100V50H99ZM110 52V51H109ZM120 52V51H119ZM139 52V51H138ZM154 52V51H153ZM202 52H204V51H202ZM58 55H57V54ZM63 53V52H62ZM61 53V54H62ZM102 53H103V51H102ZM107 53H108V50H107ZM114 53V52H113ZM143 53V52H142ZM184 53V52H183ZM182 53V54H183ZM51 54V53H50ZM98 54V53H97ZM110 53H108V55H109ZM154 54V53H153ZM153 54H152V56H153ZM186 54V53H185ZM192 54V53H191ZM195 54V53H194ZM205 54V53H204ZM213 54V53H212ZM239 54V53H238ZM257 54H258V52H257ZM63 55V54H62ZM71 55V54H70ZM86 55V54H85ZM107 55V61H106V63H104V68L107 70V69H109V68H113L114 66H115V62L113 61V60H111L110 58H109V56ZM113 55V54H112ZM118 55V54H117ZM124 55V54H123ZM122 55V56H123ZM137 55V54H136ZM147 55H148V53H147ZM184 55V54H183ZM198 55H199V53H198ZM211 55V54H210ZM222 55V56H221ZM232 55H233V53H232ZM235 55V54H234ZM244 56H245V54H243ZM258 55H260V54H258ZM76 56H77V54H76ZM99 56V55H98ZM149 56V55H148ZM154 56H156V55H154ZM175 56H176V54H175ZM222 58H221V57ZM72 57V56H71ZM200 57V56H199ZM229 58H230V56H228ZM233 57V56H232ZM236 56H234L233 57V59L235 58ZM240 57V56H239ZM243 57V56H242ZM82 58V57H81ZM103 58H104V56H103ZM114 58H116V57H114ZM120 58V57H119ZM138 58H140V56L138 57ZM149 58V57H148ZM151 58V57H150ZM149 58V59H150ZM176 58V57H175ZM191 58H192V56H191ZM212 58V57H211ZM226 58H227V60H226ZM248 58H250V57H248ZM73 58H70V60H72ZM85 59V58H84ZM126 59V58H125ZM141 59V58H140ZM139 59V60H140ZM184 59V58H183ZM193 59V58H192ZM192 59H191V61H192ZM207 59H209V57H207ZM2 60V57H0V61ZM4 60H6V62H8L9 63V60H10V57L8 58V57H6ZM19 60V59H18ZM28 60V61H29ZM52 61H53V59H51ZM175 60V59H174ZM239 60H240V58H239ZM16 61V60H15ZM46 61V62H47ZM88 61V60H87ZM127 61V60H126ZM141 61H142V59H141ZM140 61V62H141ZM169 61V60H168ZM173 61V60H172ZM177 61V60H176ZM202 61V60H201ZM84 62V61H83ZM104 62V61H103ZM139 62V63H140ZM147 62H148V59H147ZM146 62V63H147ZM165 61H163V63H164ZM186 62V61H185ZM184 62V63H185ZM193 63H194V61H192ZM237 62V61H236ZM50 63V62H49ZM67 63V64H68ZM120 63H121V61H120ZM125 63V62H124ZM154 63H155V61H154ZM187 63V62H186ZM190 63V62H189ZM240 63H242V61H240ZM246 63H247V61H246ZM85 64V63H84ZM130 64V63H129ZM156 64V63H155ZM178 64H180V62L178 63ZM209 64H210V62H209ZM211 64H212V62H211ZM210 64V65H211ZM229 64V63H228ZM9 65H11V64H9ZM20 65V64H19ZM40 65H42V64H40ZM46 65V64H45ZM132 65V64H131ZM147 65V64H146ZM164 65H166L165 63H164ZM170 65V64H169ZM185 65V64H184ZM190 65V64H189ZM206 65H208V64H206ZM234 65V64H233ZM22 66V65H21ZM47 66V65H46ZM140 66H142L141 65V63H140ZM148 66V65H147ZM162 66V65H161ZM203 66H204V64H203ZM227 66V65H226ZM242 66V65H241ZM6 67V66H5ZM8 67H11V66H8ZM34 67V66H33ZM49 67V66H48ZM210 67V66H209ZM208 66H207V68H209ZM243 67V66H242ZM242 67H241V69H242ZM21 68V67H20ZM36 68V67H35ZM40 68V67H39ZM118 68V67H117ZM134 68V67H133ZM183 67H181V69H182ZM185 68H186V66H185ZM246 68H247V66H246ZM10 69V68H9ZM38 69V68H37ZM99 69H100V66H99ZM103 69V68H102ZM139 69H141V67H139ZM147 69V68H146ZM149 69V68H148ZM162 69V68H161ZM222 69H223V67H222ZM241 69H240V71H241ZM256 69V68H255ZM58 70V69H57ZM93 70H94V68H93ZM104 70V69H103ZM185 70V69H184ZM199 70V69H198ZM248 70V69H247ZM13 71V70H12ZM76 71V70H75ZM79 71V70H78ZM126 71V70H125ZM128 71V70H127ZM148 71V70H147ZM164 71H167V70H165L164 69ZM192 71V70H191ZM211 71V70H210ZM222 71V70H221ZM21 72H22V69H21ZM132 72H134V71H132ZM153 72V71H152ZM202 72H204V69H203V71ZM219 72H220V70H219ZM243 72H244V70H243ZM255 72V71H254ZM76 73V72H75ZM115 73V72H114ZM121 73H122V70H121ZM127 73V72H126ZM148 73V72H147ZM183 73H185V72H183ZM183 73H182V77L184 76L183 75ZM214 73V72H213ZM253 73V72H252ZM106 74V73H105ZM112 74V73H111ZM186 74V73H185ZM193 73L191 72V75H192ZM211 74V73H210ZM217 74V73H216ZM240 74H242V72H240ZM249 74V73H248ZM247 74V75H248ZM261 74V73H260ZM3 75V74H2ZM1 75V76H2ZM61 75V74H60ZM150 75V74H149ZM163 75H164V73H163ZM219 75H221V74H219ZM223 75V76H222ZM221 76H222V79H224V81L223 80H221V79H215V78H213V79H209L211 82H205L206 83V85L205 86H199L197 89L196 88H194V87H191V89L189 90V91H185V90H183V92L185 91V93H184V98L182 99L183 101H184V104L186 105V110H184L185 111V113L180 117V125H181V127H179V128H181L182 129V133H185V130H187V137L189 138V144H188V149L190 150V155L188 156V155H186L185 154V156L183 157L184 159L182 160V162L185 164V165H189V167L191 166V168H192V172L194 173V176L193 177H196V179H190L189 181L187 180L186 181V183L189 185V189H190V193H189V195L188 196H185L184 198H183V200L184 201H182V203H184L185 204V206L186 207H189V208H193L194 210V216H193V218H194V221H195V225L191 228V231H192V233L197 237V239L199 240V242H200V244H199V249H198V251H199V255H198V259H197V261H196V264H219L220 262H219V259H220V255L219 254H221V253H223V255H228L229 254V252L228 251H230V252H232V254L233 255H235L236 253H237V251H238V248H239V246H242L244 249L243 250H245V251H247V249H249V248H253L254 246H255V244H254V242H255V237L257 236L255 233H256V231H255V236L253 235V233H250V235H249V239H248V241L246 240V242L245 241H242L240 238H238L237 240H236V243H233V244H236V245H234L233 246V244H232V246H230V248H229V250L227 251V248L225 249L226 251H224L223 249H221L220 251H219V249H218V247L215 245V243H214V245H212V246H216V247H213V248H210V249H208L209 247V243H211L212 242V233H211V229H209L210 227H211V225H212V221H213V215L215 214V213H217V211L218 210H220V208H221V206L223 207V202H224V200H223V192H222V190H224V192H226L227 191V183H229V182H227V183H225V179L223 178V175H222V173H221V169L222 168H224L225 166H226V163L228 162V160L226 161L225 159V157H224V159L220 156H218V155H212V156H209L210 154H211V152H210V154L208 153V148L210 147H213V149H214V151L216 150V149H219L220 148V150H224L225 148H226V150H228L229 151V149L228 148H230V143L232 144V142H231V138H232V135L233 134H231V132H232V128L231 127H234V126H232L233 124H234V120H235V115H234V112H235V107H236V100H237V98H239L240 97V94L242 93V89L240 88L241 86H240V83H242V81L240 80L241 78H240V75H239V81H241L239 84H238V82L237 81H234L235 80V77L238 75V70L235 68V65H234V68L233 67H231V68H229L227 71H226V75H224V73L222 74ZM253 75H254V73H253ZM262 75V74H261ZM4 76V75H3ZM2 76V77H3ZM36 76V75H35ZM58 76H59V73H58ZM110 76V75H109ZM122 76V75H121ZM129 76V75H128ZM210 76V75H209ZM218 76V75H217ZM220 76V77H221ZM242 76V75H241ZM254 76H256V75H254ZM254 76H253V78H254ZM96 77V76H95ZM186 77V76H185ZM205 77V76H204ZM211 77V76H210ZM213 77V76H212ZM1 78V77H0ZM21 79H22V77H20ZM36 78H38V77H36ZM81 78V77H80ZM104 78V77H103ZM113 77H111V79H112ZM134 78V77H133ZM132 78V79H133ZM190 78H191V76H190ZM261 78V77H260ZM111 79H109V80H107V88L106 89H108L109 88V100L108 101H106V102H110V100H112L113 101V93H112V91H114V93L116 94V88H114V87H116L115 86V83H114V81L113 80H111ZM114 79V78H113ZM121 81H122V83L121 84H123L124 86H125V84H126V82H127V76L126 75H124V76H122L121 77ZM185 79H187V78H185ZM193 79V78H192ZM204 79H206V78H204ZM246 79H247V76H246ZM263 79V78H262ZM79 80V79H78ZM96 80H98V79H96ZM100 80V79H99ZM102 80V79H101ZM104 80V79H103ZM111 80V81H110ZM243 80V79H242ZM254 80V79H253ZM261 80V79H260ZM18 81V80H17ZM21 81V80H20ZM38 81H39V79H38ZM120 81V80H119ZM135 81V80H134ZM182 81H183V79H182ZM184 81H186V80H184ZM192 81V80H191ZM225 81H229V84H226L225 83ZM232 81H234V82H232ZM43 82V81H42ZM52 82V81H51ZM100 82V81H99ZM129 82V81H128ZM132 82H133V80H132ZM199 82V81H198ZM203 82V81H202ZM248 82V81H247ZM21 83V82H20ZM101 83V82H100ZM184 83V82H183ZM204 83V84H205ZM19 84V83H18ZM44 84V83H43ZM102 84H104V82H102ZM119 84V83H118ZM255 84V83H254ZM59 85V84H58ZM80 85V84H79ZM128 85V84H127ZM183 85V84H182ZM11 86V85H10ZM80 86H82V85H80ZM79 86V87H80ZM101 86V85H100ZM122 86V85H121ZM193 86V85H192ZM248 86V85H247ZM53 87V86H52ZM102 87V86H101ZM203 87H205V88H207V89H209V90H211L212 91V96L211 97H209L208 98V100H206L205 102H206V106L205 107H203L204 109L206 108V110H205V112H203L202 110H201V102H202V96L201 95H197V97H195L194 96V94L196 93V91H197V94H198V91H201L202 89H203ZM1 88V87H0ZM53 88H55V85H54V87ZM97 88H99L98 86H97ZM103 88V87H102ZM127 88V87H126ZM136 88H137V86H136ZM204 88V89H205ZM207 89H206V91H207ZM247 89V88H246ZM245 89V90H246ZM260 89H262L261 87H259V90ZM99 89H96V92L98 91ZM112 90V91H111ZM119 90V89H118ZM124 90H126V89H124V87H120V90H119V92H120V94L121 95H123L124 94ZM136 90H138V88L137 89H135V91ZM171 90H173V89H171ZM19 91V90H18ZM53 91V90H52ZM81 91H82V89H81ZM100 91V90H99ZM105 91V90H104ZM108 91V90H107ZM107 91H105V93L107 92ZM32 92H34V94L32 95ZM43 92H44V90H43ZM94 92H95V90H94ZM103 92V91H102ZM247 92V91H246ZM53 93H54V91H53ZM112 93V94H111ZM172 93H173V91H172ZM207 93V92H206ZM221 93H223L224 95H221ZM44 94V93H43ZM95 95H96V93H94ZM98 94V93H97ZM101 94V93H100ZM119 94V93H118ZM249 94V93H248ZM206 95V94H205ZM2 96V95H1ZM5 96V95H4ZM46 96V95H45ZM117 96V95H116ZM153 96V95H152ZM207 96V95H206ZM242 96V95H241ZM249 96V95H248ZM261 96V95H260ZM7 96H5V98H6ZM102 97H105V96H102ZM102 97L100 98V99H102ZM134 97H136V96H134ZM139 97V96H138ZM246 97V96H245ZM4 98V99H5ZM59 98V97H58ZM113 98V99H112ZM137 98V97H136ZM243 98V97H242ZM261 98V97H260ZM4 99H2L1 98V100L3 101ZM24 99V100H25ZM85 99H89L87 102L88 103H86V107H87V109H86V111H85V113H80V111H83L84 112V110H83V105L85 104ZM180 99V98H179ZM192 100L193 101V103H194V105H195V107H197L198 108V111H199V113H198V115H196V109H193L192 107H191V105L192 104H189L188 105V102H189V100ZM240 99V98H239ZM258 99V98H257ZM0 100V101H1ZM97 100H99V99H97ZM103 100V99H102ZM104 100H106L105 98H104ZM119 100V99H118ZM121 104H120V107H118V109H115V107H114V109H112V111L110 110H108V112H110L109 113V115H107V116H110L111 114H113V115H117V113L115 114V112L116 111H118V114L122 117V113H124V112H128L129 111V105L127 106V107H125V101H124V98H123V96L121 97ZM5 101H6V99H5ZM4 101V102H5ZM90 101V102H89ZM101 101V100H100ZM130 100H129V98H128V101L127 102H129ZM183 101H181V102H183ZM24 102V101H23ZM40 102V101H39ZM105 102V103H106ZM118 102V101H117ZM131 102V101H130ZM239 102V101H238ZM242 102H244V101H242ZM252 103V102H251ZM250 103V104H251ZM10 104V103H9ZM21 104V103H20ZM102 104V103H101ZM114 104V103H113ZM130 104V103H129ZM132 104V103H131ZM163 104V103H162ZM172 104V103H171ZM239 104V103H238ZM237 104V106H239ZM260 104V103H259ZM7 105V104H6ZM106 105H108V107H109V105L110 104H106ZM119 105V104H118ZM174 105V104H173ZM185 105H184V107H185ZM190 106V107H188V106ZM41 106V105H40ZM67 106V105H66ZM182 106V105H181ZM252 106V105H251ZM1 107H2V105H1ZM0 107V108H1ZM20 106H18V108H19ZM50 107V106H49ZM106 107V106H105ZM124 107L127 109L126 111L124 110ZM171 107H172V105H171ZM188 107V108H187ZM259 107V106H258ZM261 107V106H260ZM12 108V107H11ZM17 108V109H18ZM39 108V107H38ZM63 108V107H62ZM97 108V109H96ZM110 108V107H109ZM113 108V107H112ZM163 108V107H162ZM182 108V107H181ZM3 109V108H2ZM24 108L22 107V110H23ZM50 109H51V107H50ZM48 107H47V110H49V111H51ZM64 109V108H63ZM133 109H134V107H133ZM180 109V108H179ZM185 109V108H184ZM256 109V108H255ZM41 110V109H40ZM44 111H46V109L44 108L43 109ZM52 110H53V108H52ZM116 110V111H115ZM181 110V109H180ZM17 111V110H16ZM77 111H79V114L78 115H76V113H77ZM107 111V110H106ZM114 111V112H113ZM134 111V110H133ZM172 111V110H171ZM197 111V112H198ZM257 111H258V108H257ZM261 111V110H260ZM11 112H13V111H11ZM40 112H42V111H40ZM107 112V113H108ZM158 112V111H157ZM165 112V111H164ZM181 112H182V110H181ZM239 112V110H237V113ZM2 113L4 114V116H5V114H6V110L5 109H3L2 110ZM10 113V112H9ZM8 113V114H9ZM53 113V112H52ZM60 113V112H59ZM134 113V112H133ZM139 113V112H138ZM243 113V112H242ZM259 113V112H258ZM258 113H257V115H258ZM13 114V113H12ZM18 114V113H17ZM213 114V115H212ZM245 114V113H244ZM1 115V114H0ZM48 115V114H47ZM53 115V114H52ZM118 115V116H119ZM126 115H128V114H125V117H126ZM134 115V114H133ZM143 115V114H142ZM181 115V114H180ZM186 115H189V116H187L186 117ZM7 116V115H6ZM20 116V115H19ZM18 116V117H19ZM100 116V115H99ZM102 116V115H101ZM178 116V115H177ZM238 116V115H237ZM240 117H241V115H239ZM245 116V115H244ZM2 117H3V115H2ZM1 116H0V118H2ZM57 117H58V115H57ZM120 117V118H121ZM127 117H129V116H127ZM134 117V116H133ZM152 117V116H151ZM249 117V116H248ZM260 117H262V116H259V118ZM112 118V117H111ZM185 118L188 120L187 121V123L185 122ZM203 118H205L204 120H206L207 121V123L206 124H202L201 123V120L203 119ZM258 118V117H257ZM259 118H258V120H259ZM99 119V118H98ZM124 119H127V118H124ZM129 119V118H128ZM127 119V120H128ZM173 119V118H172ZM251 119V118H250ZM254 119V118H253ZM66 120V119H65ZM105 120V119H104ZM131 120V119H130ZM146 120H148V119H146ZM159 120V119H158ZM256 120V119H255ZM260 120H261V118H260ZM114 121H117V120H114ZM129 121V120H128ZM127 121V122H128ZM144 121V120H143ZM151 121V120H150ZM252 121V120H251ZM11 122V121H10ZM61 122V121H60ZM67 122V121H66ZM125 122V121H124ZM132 122H133V119H132ZM132 122H131V124H132ZM160 122V121H159ZM233 122V124L230 126V124ZM250 122V121H249ZM256 122H258V121H256ZM15 123V122H14ZM25 123V122H24ZM32 124V125H29V124ZM95 123H96V121H95ZM110 123V122H109ZM109 123H108V120H105L104 121V126H102L103 127V129L102 128H100V129H98L97 127L96 128H92L93 130L92 131H90V133H91V138L93 139V137L96 135V132L97 131H100V130H102L103 131V133H104V135L107 137V143L109 144V145H112V146H116V147H120L121 145H122V142L120 141V140H116V138H112V136H110V134H113L114 132H115V126H113L112 125V127L110 128V127H107V124H108V126H110L109 125ZM238 123V122H237ZM7 124H10V125H12L11 123H6V121L4 120V119H1L0 120V130H2V128H3V126L5 127V125H7ZM55 124H56V120H55ZM122 124V123H121ZM259 125H260V123H258ZM96 125V124H95ZM160 127H161V125H159ZM189 126V127H188ZM12 127V126H11ZM159 127V128H160ZM257 127H258V125H257ZM257 127H256V131H257ZM262 127H263V125H262ZM68 128V127H67ZM71 128V127H70ZM116 128H118V127H116ZM126 128H127V125H126ZM133 128V127H132ZM131 128V129H132ZM148 128V127H147ZM153 128V127H152ZM151 128V129H152ZM237 128V127H236ZM8 129H9V127H8ZM19 129V128H18ZM21 129V128H20ZM168 129V128H167ZM250 129H251V127H250ZM260 129V128H259ZM56 130V129H55ZM70 130H73V128L72 129H70ZM128 130V129H127ZM126 130V131H127ZM6 131V130H5ZM54 131V130H53ZM178 131H179V129H178ZM181 131V130H180ZM237 131V130H236ZM9 132V131H8ZM72 132V131H71ZM131 133H129V130L127 131V133H126V135L128 134V138L126 137V141L127 140H129V138L132 140H134V143H133V146H134V150L135 149H138V150H140L141 148V146H142V143H141V138H142V135H141V133H139V131H135V130H132V131H130ZM87 133V134H86ZM258 133V132H257ZM130 134V135H129ZM161 134H163V133H161ZM72 135V134H71ZM70 135V136H71ZM97 136V135H96ZM101 136V135H100ZM118 136V135H117ZM236 136V135H235ZM264 136V135H263ZM2 137V136H1ZM8 137H9V135H8ZM84 137V138H85ZM208 137H211V139H209ZM237 137V136H236ZM19 138H20V136H19ZM23 138V137H22ZM21 138V139H22ZM71 138V137H70ZM117 138H119V137H117ZM124 138V137H123ZM148 138V137H147ZM233 138H234V136H233ZM8 139H10V138H8ZM263 139H264V137H263ZM62 140V139H61ZM186 140V139H185ZM245 140V139H244ZM256 140V139H255ZM67 141V140H66ZM82 141V140H81ZM87 141V140H86ZM85 141V142H86ZM183 141V140H182ZM22 142V141H21ZM80 142V141H79ZM93 142V141H92ZM235 142V141H234ZM244 142V141H243ZM246 142V141H245ZM13 143V142H12ZM104 143V142H103ZM185 143V142H184ZM244 144V143H243ZM254 144H255V142H254ZM9 145V144H8ZM182 145V144H181ZM261 145V144H260ZM15 146V145H14ZM144 146V145H143ZM142 146V147H143ZM232 146H234V143H233V145ZM244 146H245V144H244ZM263 146V145H262ZM2 147V149H4L5 147H6V145H5V142L4 141H1L0 140V148ZM128 147V146H127ZM145 147V146H144ZM246 147V146H245ZM19 148V147H18ZM93 148V147H92ZM224 148V149H223ZM233 148V147H232ZM259 148H260V146H259ZM6 149H8V153H9V149H10V147H7ZM14 149V148H13ZM57 150V151H62L63 149L66 151V152H69L68 154H67V156H64V157H62V158H58V163L59 164H61L60 166H61V169H62V175H63V180H61L60 179V174H59V172H57L56 171V169H54V165L52 164V163H50V160H49V157L51 156V154H52V152L54 151V150ZM86 149V148H85ZM98 149V148H97ZM129 149V148H128ZM154 149H155V147H154ZM212 149V150H213ZM109 150V149H108ZM234 149H232V151H233ZM244 150V149H243ZM255 150H256V148H255ZM3 151V150H2ZM1 151V152H2ZM110 151V150H109ZM118 151H119V149H118ZM129 151V150H128ZM210 151V150H209ZM225 151V150H224ZM245 151V150H244ZM243 151V152H244ZM251 151V150H250ZM262 151V150H261ZM135 153H129L128 155L130 156V157H132V159L134 160V164L135 165H137V163H138V165H139V156H138V154L136 153V150L134 151ZM223 152V151H222ZM264 152V151H263ZM98 153V152H97ZM103 153V152H102ZM142 153H143V151H142ZM154 153V152H153ZM213 153V152H212ZM221 153V152H220ZM1 154V153H0ZM62 154V153H61ZM216 154V153H215ZM219 154V153H218ZM228 153L226 152V155H227ZM233 154H235V153H232L231 155H233ZM244 154H245V152H244ZM243 154V155H244ZM120 155V154H119ZM142 155V154H141ZM144 155V154H143ZM254 155H255V153H254ZM53 156V155H52ZM57 156V155H56ZM150 156V155H149ZM152 156V155H151ZM224 156H225V154H224ZM234 156V155H233ZM256 156V155H255ZM260 156V155H259ZM22 157H24V156H22ZM75 157V158H74ZM120 157V156H119ZM148 157V156H147ZM228 157L230 158V156H229V154H228ZM244 157V156H243ZM12 158H15V159H17L18 158V155H9L8 156V160L9 159H12ZM105 158V157H104ZM104 158H102V159H104ZM144 158V157H143ZM145 159V158H144ZM144 159H142L141 160V158H140V160H141V165L144 163ZM154 159V158H153ZM232 160H233V157L231 158ZM242 159H244V158H242ZM241 159V160H242ZM254 159V158H253ZM24 160V159H23ZM125 160H126V162L125 163H127V161H128V157H125ZM231 160V161H232ZM244 160H246V159H244ZM6 160L3 158V157H0V172H1V177L2 178H5V173H6V165H8V164H6ZM115 162V161H114ZM129 162V161H128ZM239 162H240V160H239ZM246 162V161H245ZM92 163H93V161H92ZM109 163V162H108ZM146 163V162H145ZM232 163H234V161H232ZM258 163V162H257ZM25 164V163H24ZM100 164V163H99ZM180 164H182V163H180ZM242 164V163H241ZM9 165H10V163H9ZM8 165V166H9ZM30 165V164H29ZM28 165V166H29ZM153 165H154V163H153ZM228 165V164H227ZM233 165V164H232ZM231 165V166H232ZM81 166L82 167H86V169H84V170H82V168H81ZM99 166V165H98ZM250 166V165H249ZM16 167V166H15ZM14 167V168H15ZM30 167H32V166H30ZM56 167V166H55ZM101 167H102V165H101ZM108 167V166H107ZM131 167V166H130ZM144 167V166H143ZM244 167V166H243ZM99 168V167H98ZM111 168V167H110ZM142 168V167H141ZM24 169V168H23ZM27 169V168H26ZM133 169H134V167H133ZM132 169V170H133ZM225 169H226V167H225ZM232 169H233V167H232ZM250 169V168H249ZM256 169V168H255ZM21 170V169H20ZM20 170H18V169H13V170H11L10 169V171H9V173H8V175L9 176H11V177H16V176H19V177H21L22 178V180H23V184H22V187H19V188H21V194L19 193V194H15V195H13L14 193H12V197H10L9 198V194L11 193L10 191H8V192H10L9 194L7 193V192H5V189H6V184H5V182H3V184H2V190H3V193L4 194H2L3 195V200H4V202L9 206V208L10 207H12V208H15L16 206H18V207H22V208H27L28 210H26L27 211V215L29 216V218H31V216H32V209H35V211H36V213L38 214V216H39V213H44V212H48L50 209H52V207L53 208H55L56 207V203L58 204V202H57V200L55 199V198H53V200H51L50 198H48V193L47 192H44L43 190H40L38 187H36L35 185L37 184L36 182H35V179H34V181H31L32 179L29 177L30 175L28 174V172L25 170V171H20ZM111 170V169H110ZM121 170V169H120ZM135 171L137 170V169H134ZM133 170V171H134ZM143 170V169H142ZM223 170V169H222ZM241 170V169H240ZM251 170V169H250ZM259 170V172L258 171H256L255 173H249L250 174V180H252L250 183L249 182H247L246 183V180H244V183H246V185H244L245 187L247 186V187H249V188H253L254 187V184H253V181H256L257 180V182H258V180H260L261 179V176H260V169H258ZM31 171V170H30ZM30 171H29V173H30ZM123 171V170H122ZM183 171V170H182ZM224 171V170H223ZM231 171V170H230ZM100 172V171H99ZM225 172V171H224ZM232 173H231V175L230 176H232V174H233V171H231ZM243 172V171H242ZM249 172V171H248ZM32 173V172H31ZM98 173V172H97ZM105 173V172H104ZM119 173V172H118ZM140 173V172H139ZM176 173V172H175ZM7 174V173H6ZM120 174V173H119ZM132 174H133V172H132ZM227 174H228V171H227ZM245 174V173H244ZM35 175V173H33V176ZM71 175V176H70ZM121 175V174H120ZM139 175V174H138ZM239 175V174H238ZM7 176V175H6ZM68 176H70V180H71V182H72V184H71V186H72V190H71V194L70 193H67L66 191H65V189L68 187V181H67V179H66V177H68ZM109 176V175H108ZM108 176H106L107 178H108ZM123 176V175H122ZM131 176V175H130ZM243 176H245V175H243ZM174 177V176H173ZM229 177V176H228ZM227 177V178H228ZM40 178V177H39ZM100 178V177H99ZM98 178V179H99ZM106 178V179H107ZM115 178V177H114ZM131 179L129 180V184H128V186H126V188L128 187V191H126V189H120V192H121V197H122V203H123V208H124V213H125V215H126V223H124V226H123V228L122 229H117V231H118V233H119V235H121L123 238H124V240H125V243H126V245H127V257L129 258V260L131 261V263L132 264H144V262H146L147 261V257H148V254L149 253H147V251L146 250H143V251H140V250H137L136 252H134L132 249H131V242H132V240L133 239H135V240H138L139 239V236H138V234H136L137 232H133V229H132V227L134 226V225H136V224H134V223H136V222H134L133 221V219H134V215H138V213H139V211H138V202H139V200H140V192H139V190H138V188L140 187L139 185L141 184V180H140V178H138L137 176H131L130 177ZM7 179V178H6ZM44 179V178H43ZM42 179V180H43ZM97 179V180H98ZM126 179V178H125ZM169 179V178H168ZM237 179H238V176H237ZM245 179V178H244ZM9 180V179H8ZM21 180V179H20ZM110 180H112V179H110ZM143 180H145V179H143ZM152 180V179H151ZM233 180V179H232ZM239 180V179H238ZM237 180V181H238ZM2 181V180H1ZM16 180H14V182H15ZM96 181V180H95ZM109 181V180H108ZM124 181V180H123ZM128 181V180H127ZM176 181V180H175ZM226 181H228V179L226 180ZM33 184H32V183ZM42 182V181H41ZM111 182V181H110ZM109 182V183H110ZM153 182H154V180H153ZM233 182V181H232ZM94 183V182H93ZM256 183V182H255ZM48 184V185H49ZM116 184V183H115ZM145 184H146V182H145ZM33 185V186H32ZM47 185V186H48ZM121 185V184H120ZM232 185H233V183H232ZM118 186V185H117ZM122 186V185H121ZM144 186V185H143ZM146 186V185H145ZM236 187V189H238V190H240V189H242V188H244V186H243V184H241V183H238V185H235ZM33 187H35L36 188V191L34 192V193H30V192H32V190L34 189ZM41 187V186H40ZM156 187V186H155ZM257 186H255L254 187V189L256 188ZM49 188V187H48ZM123 188V187H122ZM141 188V187H140ZM146 188V187H145ZM154 189V188H153ZM1 190V189H0ZM94 190V192H95V195H93L92 197H90V194H94V193H91L92 191ZM97 190V191H96ZM146 190V189H145ZM155 190V189H154ZM245 190V189H244ZM46 191V190H45ZM235 189L234 190H232V194L233 193H235ZM66 192V193H65ZM239 192V191H238ZM245 192V191H244ZM256 192V194H258V192H257V190L255 191ZM16 193V192H15ZM230 193V194H231ZM115 194V193H114ZM239 194V193H238ZM238 194H237V196H238ZM72 195V196H71ZM129 196V198H127V196ZM146 195V194H145ZM235 195V194H234ZM259 195V194H258ZM257 195V196H258ZM56 197H57V195H55ZM99 196V195H98ZM233 196V195H232ZM240 196V195H239ZM245 196V195H244ZM249 196V195H248ZM257 196H256V198H257ZM0 197H1V194H0ZM109 197V196H108ZM146 197V196H145ZM231 197V196H230ZM190 198V199H189ZM227 198V197H226ZM238 198V197H237ZM55 199V200H54ZM145 199V198H144ZM245 199V198H244ZM243 199V200H244ZM263 199V198H262ZM107 200H109L108 198H107ZM178 201H180V199H177ZM254 200H255V197H254ZM55 201V202H54ZM171 201V200H170ZM116 202V201H115ZM227 202V201H226ZM236 202V205H235V207H236V210H238V208H239V200H237V201H235ZM228 203V202H227ZM256 203V202H255ZM244 204V203H243ZM254 205V204H253ZM228 206V205H227ZM255 206H259V207H261L260 208V210H262L263 209V207H264V203H262V201H259V200H257V204L255 205ZM100 207V206H99ZM110 206H109V204H108V208H109ZM101 208V207H100ZM227 208V207H226ZM243 208V207H242ZM63 209V208H62ZM102 209V208H101ZM175 209V208H174ZM230 209V208H229ZM100 210V209H99ZM249 210V209H248ZM92 211H93V209H92ZM101 211V210H100ZM116 211V210H115ZM145 211V210H144ZM147 211V210H146ZM154 211V210H153ZM227 211V210H226ZM225 212V211H224ZM240 212V211H239ZM256 212V211H255ZM11 213V212H10ZM143 213H145V212H143ZM220 213H222V212H220ZM228 213V212H227ZM241 213V212H240ZM20 214V213H19ZM107 214H108V212H107ZM223 214V213H222ZM2 215H4V214H2ZM1 215V216H2ZM11 214H9V216H6L7 218L5 219V218H2V220L3 221H1V218H0V226H2V225H5V226H8V227H10V226H12V224L14 223V220H13V218L10 216ZM48 215V214H47ZM82 215H85V219H82ZM93 215V214H92ZM137 215H136V217H137ZM215 215H217V214H215ZM233 215V214H232ZM236 215V214H235ZM238 215L239 216H241V214H239L238 213ZM37 216V215H36ZM43 216V215H42ZM110 216V215H109ZM243 216H244V214H243ZM243 216H241V218L243 217ZM249 216V215H248ZM3 217H5V216H3ZM54 216H52V218H53ZM108 217V216H107ZM258 217V216H257ZM23 218V217H22ZM48 218V217H47ZM51 218V219H52ZM110 218V217H109ZM39 219V218H38ZM43 219V218H42ZM99 219V218H98ZM136 220H139L138 219V217L137 218H135ZM217 219V218H216ZM233 219V218H232ZM243 219V218H242ZM242 219H240V220H242ZM256 219V218H255ZM92 220V219H91ZM165 220V219H164ZM229 220H230V218H229ZM263 220H264V217H263ZM29 221V220H28ZM40 221V220H39ZM48 221V220H47ZM60 221V220H59ZM96 221V220H95ZM255 221V220H254ZM3 222H4V224H3ZM32 222V221H31ZM44 221H42V223H43ZM222 222V221H221ZM246 222H248V221H246ZM264 222V221H263ZM34 223V222H33ZM48 224H49V222H47ZM61 223V222H60ZM59 223V224H60ZM82 223L84 224L85 223V225H86V228H83V229H79L80 228V226L82 225ZM108 223V222H107ZM256 223V222H255ZM254 223V224H255ZM258 223V222H257ZM23 224V223H22ZM21 224V225H22ZM47 224V225H48ZM109 224V223H108ZM223 224V223H222ZM243 224V223H242ZM41 224H39V226H40ZM217 225V223L215 222V226ZM251 225V224H250ZM249 225V226H250ZM24 226H25V224H24ZM49 226V225H48ZM96 226V225H95ZM109 226H110V224H109ZM222 226V225H221ZM220 226V227H221ZM249 226H248V228H249ZM255 226V225H254ZM258 226V225H257ZM256 226V227H257ZM20 227V226H19ZM60 227H61V225H60ZM135 227V226H134ZM174 227V226H173ZM5 228H7V227H5ZM24 228V227H23ZM27 228L28 229H24L27 233H32V234H35V232H36V230L37 229H34V227H33V225H32V223H30L28 226H27ZM62 228V227H61ZM121 228V227H120ZM227 228V227H226ZM255 228V227H254ZM215 229V228H214ZM221 229H222V227H221ZM225 229V228H224ZM228 229V228H227ZM234 229H235V227H234ZM250 229V228H249ZM0 230H3V229H0ZM6 230V237H9V239H10V243H12L13 244V239H12V229H5ZM15 230V229H14ZM226 230V229H225ZM243 230V229H242ZM51 231V230H50ZM49 231V232H50ZM59 231H60V229H59ZM264 231V230H263ZM19 232V231H18ZM38 232H40V231H38ZM97 232V231H96ZM228 232H230V231H228ZM237 232V231H236ZM249 232V231H248ZM250 232H252V230L250 229ZM46 233V232H45ZM223 233V232H222ZM227 233V232H226ZM259 233H260V231H259ZM16 234V233H15ZM23 234V233H22ZM37 234V233H36ZM48 234V233H47ZM54 234V233H53ZM95 234V233H94ZM238 234V233H237ZM46 235V234H45ZM219 235H220V233H219ZM230 235V234H229ZM32 236V235H31ZM48 236V235H47ZM51 236V235H50ZM215 236V235H214ZM222 236V235H221ZM238 236V235H237ZM16 237V236H15ZM95 237V236H94ZM182 237V236H181ZM218 237V236H217ZM220 237V236H219ZM43 238V237H42ZM41 238V239H42ZM45 238V237H44ZM61 238V237H60ZM153 238V237H152ZM191 238V237H190ZM17 239V238H16ZM164 239V238H163ZM187 239V238H186ZM214 239V238H213ZM222 239V238H221ZM33 240V239H32ZM42 240H44V239H42ZM95 240V239H94ZM156 240H159V239H157L156 238ZM215 240V239H214ZM260 240H261V237H260V239H259V242H260ZM5 241V240H4ZM112 241V240H111ZM179 241V240H178ZM235 241V240H234ZM33 242H34V240H33ZM39 242V241H38ZM61 242V241H60ZM97 242V241H96ZM169 242V241H168ZM177 242V241H176ZM222 242V241H221ZM232 242V241H231ZM259 242H257V245L259 244ZM28 243V242H27ZM63 243H65L64 242V240H63ZM134 243V242H133ZM181 243V242H180ZM198 243V242H197ZM31 244H32V242H31ZM34 244V243H33ZM55 244V243H54ZM97 244V243H96ZM152 244V243H151ZM184 244V243H183ZM11 245V244H10ZM9 245V246H10ZM15 245V248L18 250V251H20L21 249H22V245H21V242L19 241V242H17V243H15L14 244ZM28 245V244H27ZM102 245V244H101ZM144 245V244H143ZM222 245V244H221ZM220 245V246H221ZM2 245H1V241H0V247H1ZM25 246V245H24ZM39 246V245H38ZM149 246V245H148ZM227 246H228V244H227ZM32 247V246H31ZM57 247V246H56ZM95 247H97V246H95ZM103 247V246H102ZM170 247V246H169ZM193 247V246H192ZM229 247V246H228ZM182 248V247H181ZM221 248V247H220ZM258 249H259V247H257ZM256 248V249H257ZM24 249V248H23ZM29 249V248H28ZM78 249H79V251L81 252L80 253V256H78ZM93 249V250H92ZM139 249V248H138ZM158 249V248H157ZM162 249V248H161ZM183 249V248H182ZM191 249H195V248H191ZM5 250V249H4ZM12 250V249H11ZM39 250V249H38ZM242 250V252L244 253V251ZM264 250V249H263ZM197 251V252H198ZM260 251V250H259ZM258 251V252H259ZM16 252V251H15ZM25 252V251H24ZM27 252V251H26ZM39 252V251H38ZM257 252V253H258ZM21 252H19L18 254H16L15 256H14V259L16 260V262H18V263H20V264H22V256H21V254H20ZM27 253H29V252H27ZM34 253H35V251H34ZM95 253V252H94ZM96 253H97V251H96ZM210 253H213L212 254V256L214 257V259H212V258H209V254ZM241 253V252H240ZM247 253V252H246ZM250 253V252H249ZM261 253V252H260ZM40 254V253H39ZM58 254V253H57ZM62 254V253H61ZM100 254V253H99ZM157 254V253H156ZM254 254V253H253ZM31 255V254H30ZM35 255V254H34ZM65 255L64 256H62V257H60L59 259H58V262H59V264H69V262L66 260V257H65ZM164 255H166V254H164ZM179 255V254H178ZM242 255H244V254H242ZM241 254H240V256H242ZM258 255V254H257ZM27 256V255H26ZM78 256V257H77ZM95 256H96V254H95ZM142 256H145L144 258L142 257ZM152 256H153V253H152ZM172 256V255H171ZM187 256V255H186ZM244 256H246V255H244ZM97 257V256H96ZM121 257V256H120ZM179 257H180V255H179ZM182 257V256H181ZM258 257V256H257ZM26 258V257H25ZM28 258V257H27ZM34 258V257H33ZM95 258V257H94ZM185 258V257H184ZM191 258H192V256H191ZM196 258V257H195ZM227 258V257H226ZM226 258H225V260H226ZM250 258V257H249ZM254 258V257H253ZM151 259V258H150ZM154 259V258H153ZM161 259V258H160ZM164 259V258H163ZM169 259V258H168ZM240 259H243V257L242 258H240ZM260 258H258V261H260L259 260ZM10 259L8 258V261H9ZM70 260V259H69ZM96 260V259H95ZM117 260H118V258H117ZM152 260V259H151ZM176 260V259H175ZM178 260H179V258H178ZM238 260V259H237ZM27 261V260H26ZM144 261V262H143ZM159 261V260H158ZM164 261V260H163ZM245 261H246V259H245ZM245 261L243 262V260H241V263L240 264H246L245 263ZM10 262V261H9ZM91 262V261H90ZM194 262V261H193ZM226 262V261H225ZM231 262V261H230ZM253 262H254V259H253ZM264 262V261H263ZM150 262H148V264H149ZM151 263H153L152 261H151ZM157 263V262H156ZM251 263V262H250ZM93 264V263H92ZM158 264V263H157ZM162 264H164V263H162ZM171 264V263H170ZM174 264H176V263H174ZM181 264V263H180ZM255 264H257V263H255Z\"/></svg>","mask_w":264,"mask_h":264}]
</instances>
